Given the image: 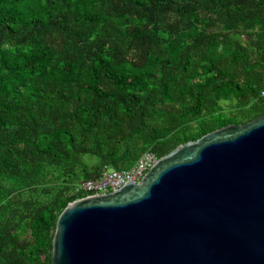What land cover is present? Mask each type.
<instances>
[{"label":"trees","instance_id":"obj_1","mask_svg":"<svg viewBox=\"0 0 264 264\" xmlns=\"http://www.w3.org/2000/svg\"><path fill=\"white\" fill-rule=\"evenodd\" d=\"M264 0H0V264H52L80 181L264 114Z\"/></svg>","mask_w":264,"mask_h":264},{"label":"water","instance_id":"obj_2","mask_svg":"<svg viewBox=\"0 0 264 264\" xmlns=\"http://www.w3.org/2000/svg\"><path fill=\"white\" fill-rule=\"evenodd\" d=\"M52 264H264V114L62 210Z\"/></svg>","mask_w":264,"mask_h":264},{"label":"built area","instance_id":"obj_3","mask_svg":"<svg viewBox=\"0 0 264 264\" xmlns=\"http://www.w3.org/2000/svg\"><path fill=\"white\" fill-rule=\"evenodd\" d=\"M260 96L264 99V88L261 89ZM158 159L159 157L154 152L147 151L131 168L125 170L105 168L98 178L80 181L76 190L82 192L84 197L110 192L130 179L139 181Z\"/></svg>","mask_w":264,"mask_h":264},{"label":"rangeland","instance_id":"obj_4","mask_svg":"<svg viewBox=\"0 0 264 264\" xmlns=\"http://www.w3.org/2000/svg\"><path fill=\"white\" fill-rule=\"evenodd\" d=\"M110 170H112V168H109Z\"/></svg>","mask_w":264,"mask_h":264}]
</instances>
